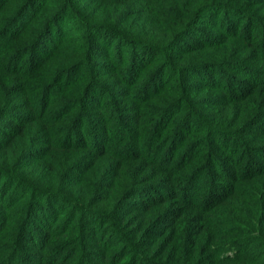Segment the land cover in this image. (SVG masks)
<instances>
[{"label": "trees", "instance_id": "1", "mask_svg": "<svg viewBox=\"0 0 264 264\" xmlns=\"http://www.w3.org/2000/svg\"><path fill=\"white\" fill-rule=\"evenodd\" d=\"M264 264V0H0V264Z\"/></svg>", "mask_w": 264, "mask_h": 264}, {"label": "rangeland", "instance_id": "2", "mask_svg": "<svg viewBox=\"0 0 264 264\" xmlns=\"http://www.w3.org/2000/svg\"><path fill=\"white\" fill-rule=\"evenodd\" d=\"M19 264V263H18Z\"/></svg>", "mask_w": 264, "mask_h": 264}]
</instances>
